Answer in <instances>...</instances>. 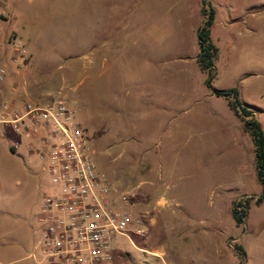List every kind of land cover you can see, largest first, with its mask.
<instances>
[{
  "label": "rangeland",
  "instance_id": "obj_1",
  "mask_svg": "<svg viewBox=\"0 0 264 264\" xmlns=\"http://www.w3.org/2000/svg\"><path fill=\"white\" fill-rule=\"evenodd\" d=\"M209 7L211 72L197 61ZM11 36L30 50L24 67L38 68L44 90L67 97L114 190L152 171L155 187L135 195L146 233L118 236L113 264H264L252 137L213 93L236 88L264 131V0H27L0 13V37ZM17 140L0 124V239L13 251L3 263L32 264L53 184L35 154L11 150ZM246 198L236 224L232 208Z\"/></svg>",
  "mask_w": 264,
  "mask_h": 264
},
{
  "label": "built area",
  "instance_id": "obj_2",
  "mask_svg": "<svg viewBox=\"0 0 264 264\" xmlns=\"http://www.w3.org/2000/svg\"><path fill=\"white\" fill-rule=\"evenodd\" d=\"M7 1L0 0L3 15ZM7 43L15 53L13 60L24 65L28 50L22 40L11 36ZM6 74L0 62V83ZM0 124H9L20 136L12 151L23 145L52 179L53 190L42 195L37 218L42 234L29 254L32 264H113L111 250L118 236H144L146 224L144 215L135 211V189L117 192L98 171L87 129L65 95L13 104L0 89Z\"/></svg>",
  "mask_w": 264,
  "mask_h": 264
},
{
  "label": "trees",
  "instance_id": "obj_3",
  "mask_svg": "<svg viewBox=\"0 0 264 264\" xmlns=\"http://www.w3.org/2000/svg\"><path fill=\"white\" fill-rule=\"evenodd\" d=\"M205 3V2H204ZM203 14L206 15V19L203 25L198 29L197 38L199 45V53L197 61L201 68L211 72L213 66V58L216 54V48L214 47L210 39V27L213 24L214 11L211 7L208 9L203 8ZM211 79L209 77L205 83L208 87H211ZM213 89V88H212ZM213 93L217 96H223L226 98L227 105L233 114L238 117L244 125V128L250 133L254 146L255 165L257 179L261 185V195L257 197L256 203H260L264 200V131L260 123L252 116V110L242 105L238 98V90L236 88H228L224 90L213 89ZM12 150V149H11ZM242 206V209L239 207ZM248 206V199L243 202L238 201L232 208V218L236 224L243 222L244 209ZM235 250L243 254V248L240 245H235Z\"/></svg>",
  "mask_w": 264,
  "mask_h": 264
},
{
  "label": "crops",
  "instance_id": "obj_4",
  "mask_svg": "<svg viewBox=\"0 0 264 264\" xmlns=\"http://www.w3.org/2000/svg\"><path fill=\"white\" fill-rule=\"evenodd\" d=\"M26 1L27 0H8L4 4L5 10L15 12L16 9H20V4ZM0 41L2 42V46L0 47V62H4L7 67L6 78L3 83H0L2 97L11 101L13 104H17L19 100L41 101L49 98L51 95L44 90L43 79L37 77L38 68L32 64H27L26 67H24L25 65H23V67L21 65H17V62L13 60L15 53L9 47L7 41L1 37ZM141 161L142 160L139 159L137 162L139 166H141ZM151 172L152 171L149 170L148 173L144 175L148 177L146 181L138 180L137 183L132 184V189H135L136 194L143 193L145 191V187L149 190L152 187H155V183L151 180V177L153 176ZM135 173L136 169L134 171V175ZM136 175L143 178V174L141 172H138ZM161 176L162 174L159 172V177ZM162 187L163 190L161 191L164 194L170 193L167 189V184H164ZM137 201L139 200L137 199ZM173 203H177L178 207H183L179 202ZM170 204H172V202L167 203V206H162L165 209L170 207ZM3 241L4 239H0V264H5L3 262L11 257L13 252L12 249L4 247Z\"/></svg>",
  "mask_w": 264,
  "mask_h": 264
}]
</instances>
